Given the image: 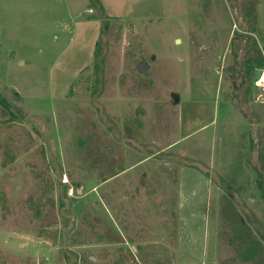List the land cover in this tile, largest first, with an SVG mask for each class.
I'll list each match as a JSON object with an SVG mask.
<instances>
[{
    "label": "rangeland",
    "instance_id": "1",
    "mask_svg": "<svg viewBox=\"0 0 264 264\" xmlns=\"http://www.w3.org/2000/svg\"><path fill=\"white\" fill-rule=\"evenodd\" d=\"M259 54L264 0H0V264H253Z\"/></svg>",
    "mask_w": 264,
    "mask_h": 264
},
{
    "label": "trees",
    "instance_id": "2",
    "mask_svg": "<svg viewBox=\"0 0 264 264\" xmlns=\"http://www.w3.org/2000/svg\"><path fill=\"white\" fill-rule=\"evenodd\" d=\"M95 56H98V51H95ZM246 65V75L251 76L256 69H258L257 74L259 75L261 69L264 67V57L262 54L250 56L245 61ZM257 75V77H258ZM1 100H3L0 97ZM4 102V101H3ZM13 113V110H11ZM14 114V113H13ZM235 222V241L239 242L242 247V257L244 255L246 261H251L253 264H264V242L260 238L255 237L253 233V228L247 222L243 220V217L236 216L232 218ZM239 227V228H238Z\"/></svg>",
    "mask_w": 264,
    "mask_h": 264
},
{
    "label": "built area",
    "instance_id": "3",
    "mask_svg": "<svg viewBox=\"0 0 264 264\" xmlns=\"http://www.w3.org/2000/svg\"><path fill=\"white\" fill-rule=\"evenodd\" d=\"M255 84L261 90H264V67L261 69L260 74L258 75Z\"/></svg>",
    "mask_w": 264,
    "mask_h": 264
},
{
    "label": "water",
    "instance_id": "4",
    "mask_svg": "<svg viewBox=\"0 0 264 264\" xmlns=\"http://www.w3.org/2000/svg\"><path fill=\"white\" fill-rule=\"evenodd\" d=\"M147 67H148L147 64L143 61L139 64V69L141 71H145Z\"/></svg>",
    "mask_w": 264,
    "mask_h": 264
}]
</instances>
